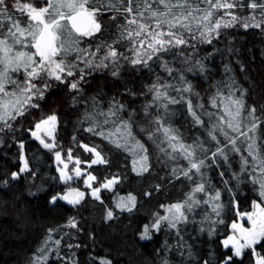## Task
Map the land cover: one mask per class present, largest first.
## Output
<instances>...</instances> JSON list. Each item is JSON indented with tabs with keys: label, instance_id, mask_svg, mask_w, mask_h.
I'll list each match as a JSON object with an SVG mask.
<instances>
[{
	"label": "snow or ice",
	"instance_id": "6c2138e0",
	"mask_svg": "<svg viewBox=\"0 0 264 264\" xmlns=\"http://www.w3.org/2000/svg\"><path fill=\"white\" fill-rule=\"evenodd\" d=\"M105 16L114 22L115 39L104 36ZM236 27L264 34V0H0V133L14 131L11 122L25 116L29 110L39 109V102L52 87L51 82L67 84L70 91L80 94L82 84L93 72L107 70L113 77H119L123 63L150 73L155 71L153 66L156 65L161 72L147 89L151 100L143 107L146 126L137 124L136 113L128 112L126 105L115 98L101 107L100 101L92 97L91 106L84 114V122L89 125L85 131L133 155L132 170L137 176L150 174L153 168L148 141L162 154L156 157L160 163L187 162L184 167L170 170L177 180L183 178L193 184L187 199L184 203L163 206L169 215L155 214L150 223L143 225L139 238L151 240L161 231L162 224H166L167 229L175 230L182 240L180 226L189 222L188 214L205 205L211 207L212 214H205L209 225L207 232L209 236L215 235L216 226L225 224V205L220 202L221 191L212 186L205 169L212 165L231 168L230 154L234 153L239 156L240 167L239 172L232 173V178L237 186L247 181L257 186L258 198L252 200L250 211L241 210L235 202L238 197L233 198L229 211H235V218L230 224L231 234L220 241L224 253L219 264H264V104L259 107L248 104L246 90L237 85L234 77L213 86L215 92L206 103L215 112L207 111L205 103H194L183 95L177 98L172 94L199 96L193 93L186 76L189 72L203 75L207 71L202 60L197 59L199 46L213 44L224 30ZM125 41L126 51L131 55L118 47ZM169 54L180 57L176 66L167 59ZM231 71L225 65V72ZM181 102L186 104L194 124L206 130V139L198 136L189 143L180 130L171 125L169 105ZM152 109L156 111L153 113ZM198 109L203 111L198 112ZM31 114L36 115L35 112ZM204 116L208 117V122ZM57 124L58 115L53 110L34 122L29 131L45 149L52 151L57 147L54 135ZM107 125H111V130L106 132ZM134 126L139 127L146 140L142 142L143 138L138 139L133 134ZM80 146L95 156L88 167L108 163L96 147ZM24 147L19 143L23 166L11 173L12 180H19L25 172L34 175L23 155ZM55 159L63 164V168L58 169L59 179L67 184L74 178L66 171L68 164L60 151L55 152ZM67 159H73L71 150ZM80 164L76 159L72 170L76 178L83 175ZM219 175L223 180L225 172ZM96 180V176L88 173L83 183L91 190L90 196L104 205L106 221L117 219V210L134 212L137 208L135 195L115 193L113 207L105 204L100 195L102 189L113 191L120 183L119 177L113 176L94 187ZM3 183L7 185L8 181ZM223 183L231 193L229 181L223 180ZM86 195L79 188L69 187L64 194L53 195L50 203L63 200L77 207L85 201ZM144 195L151 196V192ZM65 227L81 230L74 216L67 220ZM54 231L57 230L49 229V235L29 264H47L50 252L61 264H78L76 252L61 255L62 240L69 234L53 239ZM200 231L205 229L201 227ZM50 244L55 247L50 248ZM66 247L80 249L82 245L67 244ZM165 249H170L167 243ZM188 258L194 259L190 249ZM90 264L113 262L106 256H91ZM162 264H169V261L164 259ZM202 264H212V261L204 259Z\"/></svg>",
	"mask_w": 264,
	"mask_h": 264
},
{
	"label": "trees",
	"instance_id": "16d2710c",
	"mask_svg": "<svg viewBox=\"0 0 264 264\" xmlns=\"http://www.w3.org/2000/svg\"><path fill=\"white\" fill-rule=\"evenodd\" d=\"M103 19L107 26L105 38L115 39L117 33L114 22L107 16ZM126 44L125 41L118 47L126 55H131L126 51ZM229 48L232 51H228ZM167 59L176 66L180 57L169 54ZM197 59L202 60L207 71L203 75L189 72L186 76L193 93H198L199 96L172 93L174 96L179 98L183 95L194 103H205L207 111L215 112L206 103L215 92L213 86L222 81L228 82L230 77H234L237 85L246 90L248 104L257 107L264 104V34L260 31H245L240 27L224 30L221 38L214 40L213 44L199 46ZM225 65L232 71L226 73ZM153 67L155 71L150 73L146 69L137 71L131 65L123 63L119 77H113L107 70L93 72L87 77V82L82 84L80 94L70 91L67 84L51 82L52 87L39 102L41 107L29 110L25 116L11 122L14 131L0 133V264H29L49 235V229L57 230L52 233L53 239L69 234L62 240L61 255L76 252L78 264H90L91 256H106L113 264H162L164 259L169 264H202L204 259H211L212 264H219L224 253L220 241L226 234H231L230 224L235 218V211H229L233 198L238 197L235 202L243 211H250L252 200L258 198L257 186L250 181L237 186L232 178L233 172H239V156L230 154L231 168L227 165L223 168L212 165L205 169L212 186L221 191L220 202L225 205V224L216 226L215 235H208L209 225L205 221V214H212L211 207L205 205L197 208L195 213L188 214L189 222L180 226L182 240L175 230L167 229L166 224H162L161 231L156 232L151 240H141L139 234L143 225L150 223L155 214L169 215L163 206L184 203L187 199L193 184L183 178L177 180L170 174L172 167H184L187 162L180 160L178 164L173 161L160 163L156 157L162 154L148 141L153 168L150 174L137 176L132 170L131 162L134 157L131 153L117 149L108 140L85 131L89 125L84 122V114L91 106L92 97L100 101L101 107H106L115 98L126 105L128 112L136 113L137 124L145 125L143 107L151 100V93L147 89L155 81L156 74L161 72L158 66ZM172 82L176 83L175 80ZM53 110L58 115L56 135L62 151L71 150L75 158L80 159L83 164H89L94 159V154L85 151L80 145L96 147L108 163L87 168L97 177L95 186L113 176L120 179L113 191L101 190L102 199L109 207H113L115 193L123 196L131 193L137 197V208L133 213H120L117 210L118 218L106 221L104 205L93 199L81 183L75 186L87 195L80 206L73 207L63 200H58L56 204L50 203L53 195L64 194L69 187H75L60 181L54 153L45 149L29 131L34 122L51 114ZM150 111L154 113L156 110ZM32 112L36 115L33 116ZM169 114L171 125L180 130L187 142L191 143L198 136L202 140L206 139V130L194 124L186 104L181 102L169 105ZM203 119L208 122L207 116ZM110 130L111 125L104 127V131ZM133 134L138 139L143 138L142 142L146 140L137 126H134ZM21 142L25 146L23 155L34 175L25 172L19 180H12L11 173L18 172L22 167L19 148ZM163 159L167 160L166 157ZM221 171L225 172L223 180L229 181L228 188L233 189L231 193L226 190L219 175ZM4 180L8 181L7 185L3 183ZM145 192H151V196H145ZM200 195L197 194L198 197ZM73 216L80 225L81 230L78 232L65 227L67 220ZM212 219L215 217L212 216ZM201 227L205 231H200ZM76 243H80L82 247L71 250L66 247L67 244ZM165 243L170 246L169 250L165 249ZM54 247L55 245L50 244V248ZM189 249L194 259L188 258ZM54 255L53 252L49 253L47 264H61Z\"/></svg>",
	"mask_w": 264,
	"mask_h": 264
},
{
	"label": "rangeland",
	"instance_id": "374dc122",
	"mask_svg": "<svg viewBox=\"0 0 264 264\" xmlns=\"http://www.w3.org/2000/svg\"><path fill=\"white\" fill-rule=\"evenodd\" d=\"M57 128H58V124H57V127H56V130H55V133H54V135H55V139H56V144H57V147L55 148V149H53L52 150V152L54 153V156H55V152L56 151H60V153H61V157H62V159L64 160V162L65 163H67L68 164V169L66 170V171H68L69 172V174L70 175H73V180H71V181H68L67 182V184L68 185H72V186H75V185H78V184H80L82 187H84L85 189H87L88 191H89V193H90V189H88V188H86L85 187V185H84V183H83V181H84V179L86 178V175L88 174V173H90L89 171H88V164H83V162L81 161V164L79 165V167L81 168V170H82V173H83V175L81 176V177H79V178H76L75 177V175H74V172L72 171L73 169H74V167L76 166L75 165V160L76 159H78V158H75L73 155H72V157H73V159L72 160H68L67 159V153L69 152V151H67V152H64V151H62V149L60 148V146L58 145V143H57ZM43 135V134H42ZM45 139H47V138H45ZM72 154V153H71ZM94 158H95V156H94ZM80 160V159H79ZM55 164H56V167H57V171H58V169H60V168H63V164H58L57 163V161H56V159H55ZM22 166H23V161H22ZM58 173H59V171H58ZM59 175H60V173H59ZM97 181V180H96ZM96 181H94L93 182V186L95 187V183H96ZM104 182H106V181H104ZM64 183V182H63ZM103 183V182H102ZM101 184V183H100ZM75 188H78L77 186H75ZM114 189V188H113ZM103 190V189H102ZM82 191V190H81Z\"/></svg>",
	"mask_w": 264,
	"mask_h": 264
}]
</instances>
